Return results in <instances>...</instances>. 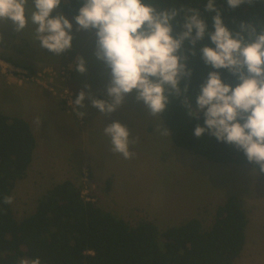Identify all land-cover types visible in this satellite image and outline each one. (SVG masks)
<instances>
[{
    "label": "clouds",
    "instance_id": "obj_1",
    "mask_svg": "<svg viewBox=\"0 0 264 264\" xmlns=\"http://www.w3.org/2000/svg\"><path fill=\"white\" fill-rule=\"evenodd\" d=\"M67 2L0 0V23L11 21L17 32L34 26L33 41L56 57L72 47L73 21L77 32L94 34V56L107 73L108 99L79 91L73 109L79 117L86 115L81 110L86 96L104 116L123 108L134 93L146 117L161 122L172 101L179 99L189 119L204 116L203 125L193 130L196 138L207 133L234 147L253 165L251 171L264 175V15L257 14L264 12V0H198L195 5L181 0H81L72 20L63 13L51 15ZM225 5L233 11L247 5L253 11L247 20L233 18L229 27L222 15ZM206 16L214 30H209ZM206 38L209 42L203 43ZM199 62L207 74H201L193 94L189 87ZM75 69L87 71L83 56L76 57ZM221 70L239 83L226 82ZM156 130L162 137L170 135L161 123ZM102 132L113 153L124 159L135 155L130 146L140 138L125 124L113 121ZM3 202L10 205L13 197L5 196ZM19 264L42 261L39 256L21 258Z\"/></svg>",
    "mask_w": 264,
    "mask_h": 264
},
{
    "label": "rangeland",
    "instance_id": "obj_2",
    "mask_svg": "<svg viewBox=\"0 0 264 264\" xmlns=\"http://www.w3.org/2000/svg\"><path fill=\"white\" fill-rule=\"evenodd\" d=\"M58 13L70 20L74 17L59 9L51 15ZM75 27L73 21L74 30ZM33 28L29 25L17 32L11 21L0 23L3 36L0 57H11L17 65L12 64L33 74L48 68L60 72L52 77L46 75L43 77L45 84H39L32 80L20 82L0 66V101L4 103L0 102V110L27 119L37 140L27 175L16 181L12 191L16 218L22 220L32 214L46 190L66 179L75 182L87 200L96 202L131 225L148 220L155 222L161 230L194 217L200 219L204 227H209L217 207L228 197H234L246 211L248 225L244 248L232 264H264L262 175L258 176L255 169L251 171L253 167L248 164L209 161L175 145L162 119L160 122L147 118L143 105L135 101L134 93L126 99L123 108L111 115L103 116L95 108V113H86L80 120L71 109L69 111L62 95L69 89L76 98L86 84L91 86L86 90L95 89L96 82H102L107 75L102 62L94 56V34L87 31L91 48L85 46L81 55L87 68L81 74L74 64L80 49L65 52L71 60L68 64L61 62L64 54L53 56L57 58L54 66L34 67L30 59L52 62L53 54L33 41ZM67 68L72 69L71 72ZM61 71H65L67 80L62 79ZM19 83L31 85L32 92L21 88ZM103 99H108L106 93ZM4 105L6 109L2 108ZM117 120L129 128L133 137L140 138L138 143L130 146L135 153L131 159L113 153L109 138L103 135L104 126ZM158 123L168 129L170 135L167 138L157 133ZM109 178L110 184L107 183Z\"/></svg>",
    "mask_w": 264,
    "mask_h": 264
},
{
    "label": "trees",
    "instance_id": "obj_3",
    "mask_svg": "<svg viewBox=\"0 0 264 264\" xmlns=\"http://www.w3.org/2000/svg\"><path fill=\"white\" fill-rule=\"evenodd\" d=\"M181 2L195 5L198 0ZM81 6V0H68L59 10L75 16ZM252 11L247 5L234 11L225 5L222 15L231 27L233 18L237 22L247 20ZM206 20L209 30H214L207 16ZM208 42L206 38L203 43ZM221 72L226 82L239 83L226 70ZM202 73L206 75L207 68L199 62L193 71L190 93L199 90ZM161 119L175 145L209 161L253 167L242 152L215 137L205 133L196 138L193 130L197 124L203 125L204 116L201 113L198 119H189L179 99L172 101ZM36 146L31 124L0 110V264H19L23 257L37 256L42 264H232L241 254L248 218L234 197L217 207L209 227L194 217L161 230L148 220L131 225L87 200L81 188L66 179L47 189L34 212L18 220L12 204H4L3 200L12 196L16 181L27 175Z\"/></svg>",
    "mask_w": 264,
    "mask_h": 264
},
{
    "label": "crops",
    "instance_id": "obj_4",
    "mask_svg": "<svg viewBox=\"0 0 264 264\" xmlns=\"http://www.w3.org/2000/svg\"><path fill=\"white\" fill-rule=\"evenodd\" d=\"M73 41H72V47H71V50H74V49H80L81 53L79 54V56H81L83 54V50L85 48V46H88L89 48L90 47V42L88 40V35H87V31H84L81 30L79 32H77L76 30H74L73 28ZM82 33H86L85 35H83ZM78 35V36H77ZM79 39V40H78ZM93 48V47H92ZM70 51V50H69ZM65 53L62 54V56L64 55ZM54 55H51L52 57V62H45V61H48L47 59H39V60H35V59H30V61L33 62L32 65H35L34 67H44V66H50V65H55V61L57 60V58L55 59V57H53ZM1 59H4V60H7L11 63H14L17 65L16 62H12L13 59H11V57H7V58H3V57H0ZM69 59V54L68 52L65 54V57L62 59V63L64 62V64H68L70 63L71 60H68ZM68 60V61H67ZM59 62L58 60V63H61ZM76 63V62H75ZM74 63V64H75ZM31 66V65H30ZM18 67H21V66H18ZM24 67V66H22ZM28 68V67H27ZM103 81L102 82H99L97 81L96 82V87L95 89H91V90H86L85 88L83 89L86 93L91 91V93L96 97V98H99V99H103L104 98V94L106 93V84H107V80H108V77L107 75L105 77L102 78ZM20 84V85H19ZM18 85L21 87V88H25V90L28 92V91H31L32 92V89L33 87L31 85H27V86H24L23 83H19ZM59 101V100H58ZM2 104H4L2 101H0ZM86 105V107L84 108V111L87 113V114H91V113H95L96 112V109L95 107H93L91 105V102L90 100L87 98H85V102H84ZM60 104V103H59ZM60 107L63 108L60 104ZM4 109L5 108V105L4 107H2ZM9 115V114H8ZM12 116V115H11ZM16 116V115H14ZM27 120V119H26ZM28 121V120H27ZM29 122V121H28ZM30 123V122H29ZM31 124V123H30ZM31 127L33 128L32 124H31ZM148 128L151 130V126H148ZM34 132V131H33ZM35 134V133H34ZM36 137V135H35Z\"/></svg>",
    "mask_w": 264,
    "mask_h": 264
},
{
    "label": "built area",
    "instance_id": "obj_5",
    "mask_svg": "<svg viewBox=\"0 0 264 264\" xmlns=\"http://www.w3.org/2000/svg\"><path fill=\"white\" fill-rule=\"evenodd\" d=\"M0 66L1 68L3 69V71L10 76V77H13L17 80H19L20 82L26 80V81H35L39 84H41L42 82L45 84V80L43 79V77H45L46 75L48 76H56L58 75L59 73L53 69H46V70H43L41 72H38L36 74H33L30 70L28 69H22V68H19L17 66H15L14 64L10 63V62H7V61H3V60H0ZM70 72L72 69L70 68H67ZM70 72H69V75L67 78L70 77ZM61 74L63 75V80H67L66 77H65V71H61ZM43 81H42V80ZM64 97V98H63ZM74 100H75V95H74V92L69 90V89H66L64 91V94L62 95V101L67 105V107L69 108V111L70 109L73 111L74 109ZM75 114L76 112L73 111ZM76 116L82 120L83 118L79 117L77 114Z\"/></svg>",
    "mask_w": 264,
    "mask_h": 264
}]
</instances>
